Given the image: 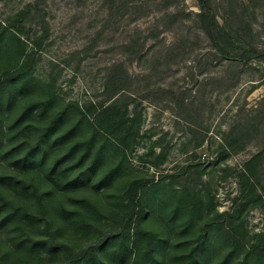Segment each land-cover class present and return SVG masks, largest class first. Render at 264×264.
Masks as SVG:
<instances>
[{
  "label": "rangeland",
  "instance_id": "obj_1",
  "mask_svg": "<svg viewBox=\"0 0 264 264\" xmlns=\"http://www.w3.org/2000/svg\"><path fill=\"white\" fill-rule=\"evenodd\" d=\"M32 1L0 0V31ZM215 1L227 7L235 0ZM139 3L145 17L133 23L127 14L116 21L120 13L110 21L97 0H49L50 38L36 57L33 78L24 76L28 82L13 92L10 107L6 91L0 99V175L11 179L0 184V264H70L68 257L85 256L101 264L106 251L94 247L116 229L106 216L134 181L143 183L144 229L167 239L152 264H183L192 254L197 264H264L258 199L264 186V61L221 55L197 24V0ZM235 6L233 25L240 22L247 44L264 50V0H236ZM177 8L189 16L128 64L133 103L127 107L116 96L114 115L97 117L94 106L105 99L104 68L117 57L106 52L108 45L98 42L78 71L52 68V60L63 62L91 46L106 24L104 42L117 44L135 25L149 26L154 16ZM20 56L7 33L0 78ZM245 119H253L258 132L242 143L234 126ZM260 154L256 184L246 167ZM133 235L112 241L121 243L116 264H136L137 257L141 264L147 241L138 238L136 245ZM53 239L65 247L52 248ZM123 244L129 250L120 257Z\"/></svg>",
  "mask_w": 264,
  "mask_h": 264
},
{
  "label": "trees",
  "instance_id": "obj_2",
  "mask_svg": "<svg viewBox=\"0 0 264 264\" xmlns=\"http://www.w3.org/2000/svg\"><path fill=\"white\" fill-rule=\"evenodd\" d=\"M97 1L100 2L101 8L107 11L110 21L114 19V17L116 18V13H120L116 21L124 19L126 14L133 23L145 17L143 5L139 3V0ZM48 2L49 0H33L17 12L14 17V22L7 21V28L3 27V30L0 31V43H3L8 33L10 40L18 46L21 53L19 58L21 60L0 78V99L2 98L3 91L8 93L5 104L6 108L12 105L13 92L21 91L28 82V79L24 78V76L33 78L32 68L36 64V57L50 38L51 25L49 21L50 11ZM197 2L200 10L196 13L197 24L209 37L212 44L218 49L221 55L226 58L242 61H251L253 59L264 61V50L247 44L245 35L246 28H241L240 22H237V20V26L233 25V18L237 16L235 8L236 0L233 3L228 2L227 7L222 4L218 7V3H216L215 0H197ZM170 3L172 4L173 2L171 1ZM188 16V14H185L184 9L179 8L173 12H165L156 15L154 16V22L149 26L142 27L135 25L127 33L125 39L117 44L111 45L109 42H104L103 40L104 33L108 31L107 28L109 27V24H106L101 32L90 40L91 46L71 52L69 57L63 62L52 60V68H57L59 64H61L65 67H72L74 71H78L83 59L90 56L91 51H93L98 42L102 41L108 45L110 49L106 48V52L109 50L116 52L117 57L104 68L103 91L105 99L97 102L94 106L97 117L106 116L107 114L114 115L115 108L120 100L116 98V96L126 99L127 107L133 103L128 102V100L132 98L131 90L133 87L128 64L137 61L143 56L145 48L150 41L157 40L167 29L174 25L185 22ZM10 27L12 30H9ZM73 59H78L74 66L72 62ZM20 77H23V79H20ZM19 79L20 85L16 86L14 82ZM105 129L104 127V131L108 134L107 136L111 138L113 133ZM234 130L237 132L236 140L243 141L242 143H244V139L247 137V139L255 137L258 132V126L253 119H245L238 121L234 126ZM123 145L126 146V144ZM261 156L262 154L254 157L246 167L247 172L255 180L256 184L261 183L259 177L256 176L255 173V169L258 168L259 170L258 161ZM10 181L9 175H0V184H11ZM142 186L143 183L141 182H131L125 188L124 193H122L117 207L109 210L110 213H108L106 218L108 220H115L116 229L113 231L115 236L105 238L98 246L94 247L95 250L99 247L103 248L104 252L106 251V254L100 258L101 264H116V258L118 257L117 250H119L122 241L124 243V241L126 242V237H130L132 231L136 245L138 238H143L147 241V251L144 254L141 264H152L151 256L154 255L157 250L164 249L167 239L162 238L157 230L144 229V222L147 221L148 214L143 203V197L140 198L139 195ZM262 188L263 192L258 195V199L260 201L259 205L264 207V186H262ZM138 199L139 203H137ZM173 213L177 216L178 210L175 209ZM42 218L48 226L49 221L45 220L44 212H42ZM53 232L55 233L56 230ZM116 239L121 240V243L117 247H115L112 242ZM64 247L63 244L57 242L55 239L52 240V248L62 249ZM128 250V245L123 244L120 250V257H125L126 251ZM110 252L112 255L109 257ZM195 257L196 255L192 254V259L183 264H197ZM137 259L136 261L134 260V262L139 264V260L137 261ZM67 261L70 264H91L92 260L90 257L85 256L79 260L68 257Z\"/></svg>",
  "mask_w": 264,
  "mask_h": 264
}]
</instances>
